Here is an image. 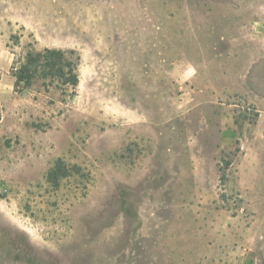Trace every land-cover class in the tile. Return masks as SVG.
<instances>
[{"label": "rangeland", "instance_id": "rangeland-1", "mask_svg": "<svg viewBox=\"0 0 264 264\" xmlns=\"http://www.w3.org/2000/svg\"><path fill=\"white\" fill-rule=\"evenodd\" d=\"M0 264H264V0H0Z\"/></svg>", "mask_w": 264, "mask_h": 264}, {"label": "trees", "instance_id": "trees-1", "mask_svg": "<svg viewBox=\"0 0 264 264\" xmlns=\"http://www.w3.org/2000/svg\"><path fill=\"white\" fill-rule=\"evenodd\" d=\"M79 56L73 49L44 47L40 50H28L14 72L15 86L29 87L33 81L40 80L43 87L54 86L65 94L69 89L74 91L79 82ZM79 169L77 165L68 166L58 158L49 169L46 179L53 185H58L59 179L69 175L71 169ZM224 176H221V179Z\"/></svg>", "mask_w": 264, "mask_h": 264}]
</instances>
